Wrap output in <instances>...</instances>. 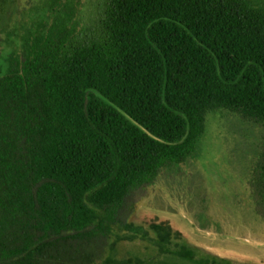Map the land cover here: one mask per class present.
<instances>
[{
	"label": "trees",
	"instance_id": "trees-1",
	"mask_svg": "<svg viewBox=\"0 0 264 264\" xmlns=\"http://www.w3.org/2000/svg\"><path fill=\"white\" fill-rule=\"evenodd\" d=\"M1 176L41 239L4 222L0 264L71 242H108L101 264H223L128 221L159 184L264 238V0H0Z\"/></svg>",
	"mask_w": 264,
	"mask_h": 264
},
{
	"label": "rangeland",
	"instance_id": "rangeland-1",
	"mask_svg": "<svg viewBox=\"0 0 264 264\" xmlns=\"http://www.w3.org/2000/svg\"><path fill=\"white\" fill-rule=\"evenodd\" d=\"M219 136L218 123L208 120L207 151L216 149ZM20 181L14 177H0V227L6 221L15 220L20 230L25 227L33 240L41 239L33 225H28L27 204L17 197ZM201 210L191 204L185 194L162 184L149 186L135 197L128 221L150 229L152 224L166 223L181 234L174 244L194 251L199 258L211 259L223 264H264V238L261 235L238 234L231 226L217 228L203 219ZM222 229V230H221ZM221 230V231H220ZM108 242L91 246L78 243L50 246L39 264H101L109 254ZM154 250L146 243H121L117 257H148Z\"/></svg>",
	"mask_w": 264,
	"mask_h": 264
}]
</instances>
